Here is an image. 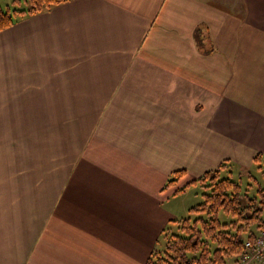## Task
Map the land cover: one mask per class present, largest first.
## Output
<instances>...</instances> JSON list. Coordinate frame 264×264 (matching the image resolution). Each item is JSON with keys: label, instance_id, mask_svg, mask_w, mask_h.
I'll return each mask as SVG.
<instances>
[{"label": "crops", "instance_id": "obj_1", "mask_svg": "<svg viewBox=\"0 0 264 264\" xmlns=\"http://www.w3.org/2000/svg\"><path fill=\"white\" fill-rule=\"evenodd\" d=\"M16 18L0 32V264H146L191 208L172 206L180 188L264 156V0Z\"/></svg>", "mask_w": 264, "mask_h": 264}, {"label": "trees", "instance_id": "obj_2", "mask_svg": "<svg viewBox=\"0 0 264 264\" xmlns=\"http://www.w3.org/2000/svg\"><path fill=\"white\" fill-rule=\"evenodd\" d=\"M71 0H26L27 8L13 11L3 10L0 6V32L10 28L16 17L32 16L66 3ZM196 35V34H195ZM255 162H263L264 156L255 155ZM226 162L215 170L206 172L187 186L200 183L208 192L203 194V203L192 206L190 213L204 215L193 222L183 219L179 235H172L164 250L157 254L155 249L147 259L146 264H225L227 259L237 258L246 253L245 242L254 240V235H246L245 228L254 225L259 233L264 230V191L259 192V198L241 196L240 186L229 178H221V171L226 168ZM184 171L171 175L169 184L175 183L184 176ZM224 212L231 217L230 223H221L219 213ZM164 234V232H163ZM210 245L213 247L210 248Z\"/></svg>", "mask_w": 264, "mask_h": 264}, {"label": "rangeland", "instance_id": "obj_3", "mask_svg": "<svg viewBox=\"0 0 264 264\" xmlns=\"http://www.w3.org/2000/svg\"><path fill=\"white\" fill-rule=\"evenodd\" d=\"M0 6L3 8V10L7 11V9H10L13 11L15 8L17 9H26L27 3L26 0H0ZM1 134H0V168L3 163V148L6 145L7 142L11 140V136L14 135V133L11 131V126H2L0 128ZM18 135L30 137V127H18ZM24 138V139H25ZM227 165L226 168H224L221 173V178H229L235 183H238L240 186V194L241 196H248L250 198H259V192L264 191V163L263 162H255L250 160H237V159H231V161L226 162ZM197 180L192 179L190 182ZM182 192H185L184 194H180L181 192H178L177 194V201L172 204L174 208L177 210H181V204L185 203L188 204V207H192L198 204L203 203V194H208L209 191L206 192V190L200 185V183H194L186 188ZM184 218L179 219L177 223H171L164 231V234L160 240L159 248L157 251V254H160L165 246L167 241H169L172 237V235H179L180 229L179 226L183 222L181 220L183 219H189L190 222H193L194 220L198 218H203L204 215H198L194 213L189 212V208H187V212L183 216ZM219 220L221 223H230L233 221V217L230 215L220 212L219 213ZM246 235L248 233H252L255 237L258 238L259 231L257 230L256 226L250 225L245 228ZM214 246L210 245V248ZM242 257H245V254H242L241 256L237 258H230L227 259L225 264H242ZM253 263V261H251ZM246 264V262H245Z\"/></svg>", "mask_w": 264, "mask_h": 264}, {"label": "built area", "instance_id": "obj_4", "mask_svg": "<svg viewBox=\"0 0 264 264\" xmlns=\"http://www.w3.org/2000/svg\"><path fill=\"white\" fill-rule=\"evenodd\" d=\"M245 257L242 264H264V230L258 234V238L245 242ZM253 261V263L251 262Z\"/></svg>", "mask_w": 264, "mask_h": 264}]
</instances>
